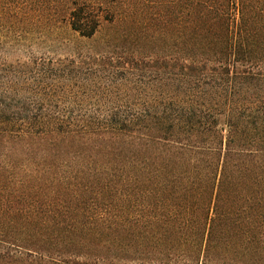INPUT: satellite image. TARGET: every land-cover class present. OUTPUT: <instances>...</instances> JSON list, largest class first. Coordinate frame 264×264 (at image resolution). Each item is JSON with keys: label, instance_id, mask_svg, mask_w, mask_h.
Wrapping results in <instances>:
<instances>
[{"label": "trees", "instance_id": "1", "mask_svg": "<svg viewBox=\"0 0 264 264\" xmlns=\"http://www.w3.org/2000/svg\"><path fill=\"white\" fill-rule=\"evenodd\" d=\"M18 11L106 32L117 106L68 109L73 59L0 64V264H264V0H0Z\"/></svg>", "mask_w": 264, "mask_h": 264}, {"label": "rangeland", "instance_id": "2", "mask_svg": "<svg viewBox=\"0 0 264 264\" xmlns=\"http://www.w3.org/2000/svg\"><path fill=\"white\" fill-rule=\"evenodd\" d=\"M15 16L17 18L9 13L0 16V39L3 40L0 43V64L12 65L29 59L47 61L73 59L76 64L71 70L78 87L73 89L74 99L65 104L68 109L88 112L89 115H93L92 121L100 122V117H97L100 115V110H109L117 106L115 100L103 98L108 80L103 76L104 66L100 59H113L111 54H106L107 50L104 48L106 32L101 35L99 33L92 40H76L77 38L68 32V22L64 19V13H61L57 20L51 14L41 17L37 13H31L30 16H26L25 11H18ZM57 27H64V29L58 30ZM18 28L49 32L50 35L45 34V38L41 41L34 39L20 43H10L4 39L5 33ZM61 42H65V45H61ZM3 202L4 192L0 185V205ZM2 247L0 243V255Z\"/></svg>", "mask_w": 264, "mask_h": 264}]
</instances>
